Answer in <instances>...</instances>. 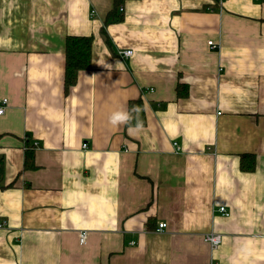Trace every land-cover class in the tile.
<instances>
[{
  "label": "crops",
  "instance_id": "obj_1",
  "mask_svg": "<svg viewBox=\"0 0 264 264\" xmlns=\"http://www.w3.org/2000/svg\"><path fill=\"white\" fill-rule=\"evenodd\" d=\"M113 6L0 0V264H264V0ZM67 35L91 54L65 91Z\"/></svg>",
  "mask_w": 264,
  "mask_h": 264
},
{
  "label": "trees",
  "instance_id": "obj_2",
  "mask_svg": "<svg viewBox=\"0 0 264 264\" xmlns=\"http://www.w3.org/2000/svg\"><path fill=\"white\" fill-rule=\"evenodd\" d=\"M122 0H114V6L107 14L106 22L117 20L120 14L116 13V7ZM65 60H64V75L63 84L65 91L75 83L77 74L80 70L88 69L90 67V54H91V37L88 35H67L65 38ZM134 107L139 108L138 119L145 123L144 106L140 97L131 99L128 102L127 109ZM135 121H133V124ZM28 154L24 157V168L33 167L34 163ZM239 166L243 170L252 171L255 167V158L252 153L240 154ZM4 174V165L0 161V187H2V180Z\"/></svg>",
  "mask_w": 264,
  "mask_h": 264
},
{
  "label": "built area",
  "instance_id": "obj_3",
  "mask_svg": "<svg viewBox=\"0 0 264 264\" xmlns=\"http://www.w3.org/2000/svg\"><path fill=\"white\" fill-rule=\"evenodd\" d=\"M120 10H122V8H120ZM211 47L215 48L217 47V45L215 43L212 42V40H209L207 42ZM119 54L123 57H128L132 54V50L131 49H121L119 50ZM7 104V99L6 98H0V113H3L4 108ZM174 145H176V143H173ZM82 147H86V143L82 144ZM219 211L224 213L225 215H227L228 213L225 211V208L223 206H220ZM166 226V223L164 221L158 222L155 230L157 232L162 231ZM84 237H85V232L82 231L81 233H79V241L80 243L84 242ZM204 239L205 241H207L211 247H215L219 244L220 240H221V235L219 233H215V232H208L205 233L204 235ZM212 264H216V263H212Z\"/></svg>",
  "mask_w": 264,
  "mask_h": 264
},
{
  "label": "clouds",
  "instance_id": "obj_4",
  "mask_svg": "<svg viewBox=\"0 0 264 264\" xmlns=\"http://www.w3.org/2000/svg\"><path fill=\"white\" fill-rule=\"evenodd\" d=\"M139 108L134 107L132 109L123 108L113 112L109 117V124L113 127L128 126L129 130L141 129L142 122L138 119ZM133 121L135 123L133 124Z\"/></svg>",
  "mask_w": 264,
  "mask_h": 264
}]
</instances>
